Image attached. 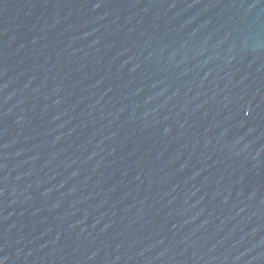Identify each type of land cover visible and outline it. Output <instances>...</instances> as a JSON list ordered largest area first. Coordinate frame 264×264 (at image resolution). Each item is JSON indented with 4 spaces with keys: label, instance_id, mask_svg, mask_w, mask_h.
I'll list each match as a JSON object with an SVG mask.
<instances>
[{
    "label": "water",
    "instance_id": "obj_1",
    "mask_svg": "<svg viewBox=\"0 0 264 264\" xmlns=\"http://www.w3.org/2000/svg\"><path fill=\"white\" fill-rule=\"evenodd\" d=\"M0 264H264V0H0Z\"/></svg>",
    "mask_w": 264,
    "mask_h": 264
}]
</instances>
